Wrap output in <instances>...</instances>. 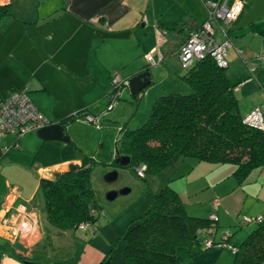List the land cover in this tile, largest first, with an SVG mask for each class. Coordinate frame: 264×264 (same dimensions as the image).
I'll return each mask as SVG.
<instances>
[{
	"label": "crops",
	"instance_id": "obj_1",
	"mask_svg": "<svg viewBox=\"0 0 264 264\" xmlns=\"http://www.w3.org/2000/svg\"><path fill=\"white\" fill-rule=\"evenodd\" d=\"M49 1L35 12L34 0H0V6L9 5V13L0 17V101L13 91L27 88L32 102L47 119L45 125L19 139L16 151L12 147L7 153L3 150L15 141L14 135L8 134L4 142L0 140V222L3 217L10 218V228L16 232L9 235L11 229L2 228L0 264H112V258L107 261L108 254L127 227L122 229L115 222L99 223L95 230L53 227L46 217L43 195H38L39 181L54 178L69 164L81 166L84 158L93 157L96 163L110 162L115 157L114 143L106 146V134L112 136L115 127L126 121H117L113 110L100 129L83 120L61 121L83 110L100 113L109 102L111 77L115 73L131 77L142 70L147 65L144 54L153 48L161 50V63L170 67L173 47L207 16L199 20L193 9L201 0L184 1L183 17L171 15L172 5L167 0ZM182 20L184 29L165 37ZM238 21L228 30L237 52L226 49V59L227 74L235 85L244 116L264 104V18L232 30ZM149 71L152 79L150 68ZM184 73L181 68L169 70L172 84L165 85V91L158 94L186 92L180 80ZM114 108H119V104ZM100 155L106 159H99ZM177 164L181 172L178 176L188 177L187 188L192 178L193 182H202L200 192L211 198L216 209L222 206V217L216 214L218 222L234 221L235 212L241 218L264 216V167L249 174L245 179L248 184L236 182L229 189H221L233 174V164H211L193 158ZM238 191L240 194L234 196ZM19 207L23 209L21 214L16 210ZM203 208L206 209L187 210L195 216L215 212L210 203ZM206 230L209 235L216 231L203 232ZM244 231L241 241L247 236Z\"/></svg>",
	"mask_w": 264,
	"mask_h": 264
},
{
	"label": "trees",
	"instance_id": "obj_2",
	"mask_svg": "<svg viewBox=\"0 0 264 264\" xmlns=\"http://www.w3.org/2000/svg\"><path fill=\"white\" fill-rule=\"evenodd\" d=\"M8 8L9 5L0 6V17L9 13ZM184 25L180 21L165 37L184 29ZM191 32L182 36L170 53L175 55ZM149 66L147 63L146 67ZM227 69L228 66L220 67L210 55L185 69L180 80L188 92L159 95L144 123L135 128L127 122L119 126L121 130L114 142L115 157L106 164L121 167L116 158L128 156L126 167L138 176L137 168L144 167L143 173L157 174L190 157L211 164H233V176L238 184L254 169L264 167V129L243 122L235 85L229 80ZM87 113L80 111L61 122L82 119ZM95 164L93 157L84 158L74 171L40 179L46 217L53 227L76 230L81 223H96L99 227L97 213L103 207L92 187ZM217 227L218 219L188 214L179 193L168 185L162 186L152 207L132 220L120 234L119 239L124 243L122 264H184L178 249L198 243L204 229ZM230 236L219 242L214 239L213 244L228 243ZM236 248L232 264H264V219L256 221ZM113 251L114 246L107 261Z\"/></svg>",
	"mask_w": 264,
	"mask_h": 264
},
{
	"label": "rangeland",
	"instance_id": "obj_3",
	"mask_svg": "<svg viewBox=\"0 0 264 264\" xmlns=\"http://www.w3.org/2000/svg\"><path fill=\"white\" fill-rule=\"evenodd\" d=\"M184 1H186V3H190V0H180V2H177L176 0H167V2L170 5H172V11L170 12L171 15L177 14L178 16L182 15L181 17H183V13L181 10ZM46 2L49 4L50 1L34 0V2L32 3L34 4L33 11L37 12L38 10H40L39 6L42 9ZM193 9H195L197 13V18L199 20H201L204 17L206 18L207 10L205 3L202 0H201V4H198L197 8L195 7V5H193ZM17 15L20 16V13L18 11H17ZM168 15L169 14L167 12V16ZM255 26L257 27L260 25H255ZM215 27H217V25ZM215 33L217 36L218 32L215 31ZM227 50L229 52L231 51L237 52L235 46H233V41L231 46L227 47ZM172 57L173 59H172V64H170V67H168L169 66L168 64L166 65L163 63L149 66L152 72L151 83L143 90V92L140 95L141 96L140 98L133 97L128 87L126 86L122 87L121 96L116 100V105L119 104V108H112L111 110H107V108H102L100 113L104 115L103 117L106 118L107 114L111 113L113 110L115 119L119 122L126 121L127 125L131 128H135L137 126H140L142 123H144V121L147 119L148 111L150 110L152 102L156 98L155 96H157L158 93H162L163 91H165V85L172 84L169 81L168 71L177 70V69L179 70L180 68L181 70L184 69L181 66L178 58L175 55H173ZM144 62L147 63L146 60H144ZM102 122L104 123L103 119ZM94 128L97 129L95 126ZM115 129L117 130L118 127H115ZM116 130L113 131V134H111L112 136L106 134V136L108 137L106 140L107 147H112L113 143L115 142L117 137ZM1 141L4 142V139H1ZM12 148H13L12 150L14 151L17 150L15 146ZM102 157H106V156L105 155L98 156L99 159H106ZM189 158L190 157H187L185 159H189ZM186 165L187 164H185V167ZM114 169L117 171V177L111 181L105 180V175L109 171H112ZM179 171L180 169H178V164L176 163L172 166H169L161 170L157 174L144 173V177L140 178L136 176L135 171L131 170L129 167L126 166L115 167L114 165H107L101 162L96 163L93 166L91 181H92V187L95 191L96 200L103 207L104 210V215H101L99 217V223L103 225L105 223L108 224L109 222L110 223L115 222V224L120 225L122 229H125L132 220H135L137 217L144 214L152 207L155 194L162 186H166V185L174 188L177 192H179V195L183 203L187 204L188 206L187 208L192 209L193 207H197V209L202 211V209H206L203 207L206 206L207 204L209 206L210 203L211 208L213 207V210L215 211L211 215H215L216 219H218L216 214L219 213V215L222 217L223 215L222 206L219 209H216L217 206L213 205L211 198L208 199L206 193L202 194L200 192L199 189L201 188L200 186L202 185V182H198V181L193 182V178H192V181L190 182L189 187L187 188L188 183L185 180H187L188 177L186 176L179 177L178 175L181 173ZM236 182L237 180L232 174L231 178L228 181L226 180L224 183H222L220 188L229 189V187H232V185L236 184ZM246 182L248 181H244L241 184L243 185L248 184ZM122 188H128L129 191L125 194L118 195L114 200H108L106 198V194L108 193V191L119 190ZM239 194L240 192L238 191L237 193H234V196H238ZM38 195L39 196L42 195V192L39 191ZM41 200L43 201V206H44V198H42ZM217 200L218 199L214 201L216 204H218ZM244 204L246 203H243V205ZM187 208L186 211L192 214L191 212H189V210H187ZM241 209H243V207ZM234 216H235L234 221L229 220L228 223H223L222 221L218 222L219 226L216 228V231L213 233L215 242L221 241V239L225 237L226 234L228 235L231 234L228 244H230L231 246H238L240 244L239 241H241V239L243 238V237L240 238V236L245 232L244 230H246V234L248 235V233L256 225L255 220L251 221L249 224H246L243 221V217L241 218V215L239 214L236 215V212ZM235 219L237 220L235 221ZM240 225L242 226L240 227ZM88 229L92 230L91 227ZM209 238L210 235L208 234L207 230L205 233L202 231L199 234L198 243H194L190 247H180L178 249V254L179 257L181 258V261L184 264H196V263L213 264L216 261L220 262L221 264H232L234 257L231 253L230 248H225L223 247V244L220 243L211 244L210 246H208L210 240ZM114 244L115 245L112 254V264H122L124 243L122 240L117 238L114 241Z\"/></svg>",
	"mask_w": 264,
	"mask_h": 264
},
{
	"label": "built area",
	"instance_id": "obj_4",
	"mask_svg": "<svg viewBox=\"0 0 264 264\" xmlns=\"http://www.w3.org/2000/svg\"><path fill=\"white\" fill-rule=\"evenodd\" d=\"M207 8L206 20L195 30H193L187 41L183 43L175 53L181 66L184 69L189 68L195 62L205 58L206 56H212L216 63L220 67H227L228 62L226 59V49L231 46L232 41L228 38V30L233 23L245 11L248 0H204ZM217 25V27L215 26ZM218 31L216 36L215 31ZM220 35V36H219ZM162 42V41H161ZM144 57L148 65L160 64L164 57L159 48H153L144 54ZM129 77L121 76L119 73H115L110 82V90L107 94L109 102L107 104V110L114 108L116 100L120 98L122 93V87H128ZM104 115L99 113L98 115H92L87 113L82 119L84 122L90 123L97 129L102 126V119ZM243 122L251 127L264 129V104L254 108L248 114L244 115ZM47 119L41 113L32 102L27 88L20 91H13L9 96L0 101V140L5 138L8 134H12L15 137V141L11 145L3 147L4 152H8L10 147L18 148L19 138L25 134L35 131L45 125ZM120 128L118 127L119 136ZM116 137V138H117ZM144 167L137 168L136 173L142 177ZM23 206V205H19ZM24 207V206H23ZM17 208L18 214H21L23 209ZM99 216L104 215V210H99L97 213ZM216 219V216H212ZM264 216H257L256 218H243L245 223L251 221H261ZM97 224L81 223L78 228L86 230L92 228L95 230ZM12 227V221L8 217H3L0 222V233L2 228ZM13 228V227H12ZM16 233L14 229L9 230V235ZM228 236L226 234L223 239ZM208 246L213 244L214 235L210 234ZM222 244V243H220ZM223 247L230 248L232 253H236L237 248L231 246L228 243H223Z\"/></svg>",
	"mask_w": 264,
	"mask_h": 264
},
{
	"label": "water",
	"instance_id": "obj_5",
	"mask_svg": "<svg viewBox=\"0 0 264 264\" xmlns=\"http://www.w3.org/2000/svg\"><path fill=\"white\" fill-rule=\"evenodd\" d=\"M248 9L243 12L238 23L232 27V30H239L243 27L264 18V0H248ZM150 71L148 67H144L139 72L135 73L133 76L129 78L128 88L133 96H138L143 92V90L151 83V79L149 77ZM139 95V96H140ZM116 162L120 166H126L129 163L128 156H119L116 158ZM79 168V165L69 164L65 171H74ZM61 173L55 175L58 177ZM117 177V171L114 169L109 171L105 175V180L111 181ZM129 191L128 188H122L119 190H111L106 194V198L108 200H114L118 195L125 194ZM25 264H37L33 261H25Z\"/></svg>",
	"mask_w": 264,
	"mask_h": 264
},
{
	"label": "clouds",
	"instance_id": "obj_6",
	"mask_svg": "<svg viewBox=\"0 0 264 264\" xmlns=\"http://www.w3.org/2000/svg\"><path fill=\"white\" fill-rule=\"evenodd\" d=\"M240 17H241V16H240ZM240 17L238 18V20L240 19ZM238 20H237V21H238ZM237 21H236V22H237ZM236 22H235V23H236ZM233 24H234V23H233ZM129 78H130V77H129Z\"/></svg>",
	"mask_w": 264,
	"mask_h": 264
}]
</instances>
